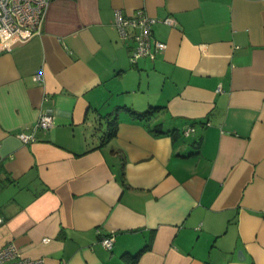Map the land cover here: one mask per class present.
<instances>
[{
    "label": "crops",
    "instance_id": "1",
    "mask_svg": "<svg viewBox=\"0 0 264 264\" xmlns=\"http://www.w3.org/2000/svg\"><path fill=\"white\" fill-rule=\"evenodd\" d=\"M139 10L166 47L131 62ZM0 216L44 264H264V0H50L0 46Z\"/></svg>",
    "mask_w": 264,
    "mask_h": 264
},
{
    "label": "built area",
    "instance_id": "2",
    "mask_svg": "<svg viewBox=\"0 0 264 264\" xmlns=\"http://www.w3.org/2000/svg\"><path fill=\"white\" fill-rule=\"evenodd\" d=\"M50 0H0V46L7 48L13 44L26 42L40 34ZM115 26L120 38H131L135 44L131 47L130 61L135 62L142 56L153 57L166 44L151 37L155 18L139 10L134 16H123L116 11ZM165 22L173 24L169 18ZM53 125V111L46 108L40 112L29 132H20L18 138L23 143L36 139L38 129H48ZM193 128L185 129L188 134ZM2 218L0 216V223ZM49 240L44 238V241ZM99 242L106 249H111L114 242L112 234L103 235ZM0 264H44L42 258H31L22 254L13 243L0 248Z\"/></svg>",
    "mask_w": 264,
    "mask_h": 264
},
{
    "label": "trees",
    "instance_id": "3",
    "mask_svg": "<svg viewBox=\"0 0 264 264\" xmlns=\"http://www.w3.org/2000/svg\"><path fill=\"white\" fill-rule=\"evenodd\" d=\"M148 112H151V110L149 111H146L145 113H143L142 115L148 113ZM156 131V132H159V133H168V132H171L172 130H165V131H161V130H156V129H153V131ZM152 131V130H150ZM148 248L147 245L143 246L140 250H138L135 254L131 255L130 256V262L129 264H136L137 260H138V257L141 255V253L143 251H145L146 249Z\"/></svg>",
    "mask_w": 264,
    "mask_h": 264
},
{
    "label": "water",
    "instance_id": "4",
    "mask_svg": "<svg viewBox=\"0 0 264 264\" xmlns=\"http://www.w3.org/2000/svg\"><path fill=\"white\" fill-rule=\"evenodd\" d=\"M240 253H241V256H243L241 251L238 252V254H240Z\"/></svg>",
    "mask_w": 264,
    "mask_h": 264
}]
</instances>
